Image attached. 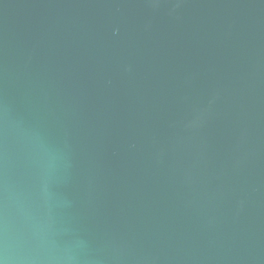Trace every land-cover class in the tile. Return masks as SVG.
<instances>
[{"label": "water", "instance_id": "95a60500", "mask_svg": "<svg viewBox=\"0 0 264 264\" xmlns=\"http://www.w3.org/2000/svg\"><path fill=\"white\" fill-rule=\"evenodd\" d=\"M264 264V0H0V258Z\"/></svg>", "mask_w": 264, "mask_h": 264}, {"label": "clouds", "instance_id": "9594fccd", "mask_svg": "<svg viewBox=\"0 0 264 264\" xmlns=\"http://www.w3.org/2000/svg\"><path fill=\"white\" fill-rule=\"evenodd\" d=\"M0 264H35V261L30 259L26 254L18 250L4 249V258H0Z\"/></svg>", "mask_w": 264, "mask_h": 264}]
</instances>
